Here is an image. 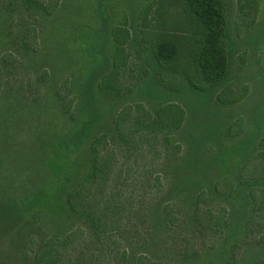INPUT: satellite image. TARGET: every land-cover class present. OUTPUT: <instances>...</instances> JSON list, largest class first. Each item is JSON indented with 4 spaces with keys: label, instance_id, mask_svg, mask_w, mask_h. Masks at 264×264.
<instances>
[{
    "label": "rangeland",
    "instance_id": "obj_1",
    "mask_svg": "<svg viewBox=\"0 0 264 264\" xmlns=\"http://www.w3.org/2000/svg\"><path fill=\"white\" fill-rule=\"evenodd\" d=\"M60 2L62 12L56 10L51 18L56 24L48 20L42 24L41 41L34 45V49L38 46L34 54L32 49L26 50V16L21 4L7 10L0 7V264H135L141 256L144 264L149 260L229 264L228 250L235 244L240 245L234 249L239 264H252L255 250L243 246V233L237 226L231 227L235 220L224 210L243 206L242 198L227 199L209 192L201 201L197 221L192 202L194 190L208 188L221 173V163L214 159L223 150L241 149L240 145L245 148L229 158L232 171L257 151L264 153V146H258L264 136V0H225L227 34L231 38L227 84L233 90H247L240 102L224 107L215 104L214 96L199 99L196 93H187L189 85L180 82L178 76L170 77L150 65L149 40L157 43L170 35H191L185 0ZM63 55L68 62L62 60ZM114 65L117 73H111ZM176 67L181 69V73L175 70L176 75H185L188 80L194 76L193 83H197L198 74L189 60ZM89 70L121 75L124 103L133 105L141 98L136 88H128L131 77L140 72L161 75L168 94L157 109L167 113L176 103L187 110V122L168 141L170 145L174 139L182 142L176 154L171 152L176 147L164 150L166 143L158 125L141 124L143 109L152 111L155 105L146 102L144 108L133 110V116L127 119L129 124L121 127L107 145L110 155L104 176L88 189L84 199V214L100 219L94 223L67 211L62 201L63 178L55 176L48 157L52 153L47 148V134L52 128L61 130V118L47 116L45 101L38 105L26 102V95L31 98L52 87L54 81L36 82L37 75H56L59 79L63 75H84ZM179 83L184 87L182 93H169V87H178ZM65 94L70 97L69 91ZM101 106L106 111L112 108L106 103ZM232 123H239L241 132L230 138L226 131ZM207 125L216 138L206 140L201 152L205 160L213 162L204 180L185 185L190 174L180 165L191 152L192 140L205 132ZM67 155L62 164L68 178L63 180L66 186H74L88 170L84 147ZM262 156L245 167L243 175L249 180L264 177ZM158 175L165 180L163 192L155 188ZM174 201L180 206L181 216L172 227L166 226L159 203ZM105 203L109 208H103ZM4 209L17 210L22 216L6 217ZM48 239L55 240L57 246L44 258ZM194 246L200 252L191 256Z\"/></svg>",
    "mask_w": 264,
    "mask_h": 264
},
{
    "label": "trees",
    "instance_id": "obj_2",
    "mask_svg": "<svg viewBox=\"0 0 264 264\" xmlns=\"http://www.w3.org/2000/svg\"><path fill=\"white\" fill-rule=\"evenodd\" d=\"M60 1L0 0V7H5L7 10L21 4L26 16V50L31 51L32 49V54H34V51L38 48L37 46L34 49V45L36 46L41 41L40 29L42 24L46 23L47 20L48 22L52 21L51 18L56 10H58L57 12H62ZM185 7L189 20L187 28L191 35H184V33H180L183 36L173 35V37L170 35L157 43H151L149 40L148 44L150 46H148L152 47L150 50V65L158 67L160 71H165L169 75L171 74L170 77L178 76L180 82H185L189 85V89L186 90L187 93H196L197 95H194L199 99H211L214 96L215 104L221 107L231 106L240 102L245 97L247 87L233 90L227 84L231 38L227 34L225 0H185ZM56 22L53 24H56ZM127 39L123 42L125 43ZM0 41H2L1 38ZM64 57L63 55L62 60L68 62L67 56L65 59ZM187 60H189V64H193L198 74L195 78L197 83H193L192 79L194 78L192 77L194 76L188 80L185 75L175 74L176 71L181 73L180 67H176V65ZM113 67L111 73H117L116 65ZM147 68L149 70L150 66H147ZM99 70L101 71V68ZM154 71H157V69ZM111 73L107 72V70L103 72H91L89 70L84 75H63L59 79L56 78V75H37L36 82L54 81L51 89H45L46 91L37 95L33 94L31 98L26 95V102L31 104L38 105L45 101L47 103V116L56 115L61 118L63 126L61 130L52 128V133L47 134L50 138L47 148L52 153L51 156H47L52 160L50 162L52 163L55 176L67 180L68 174L63 168V159H67V154L74 152L75 149L84 147L85 162L88 170L78 179L74 186H66L65 181L60 179L63 182L62 201L69 213L81 215L85 219H90L92 223L94 221L99 222L100 219L98 218L97 220L93 214H84L85 212L82 208L84 204H87L84 199L87 198L88 189L98 180L101 181L104 176L107 157L110 155L107 152V145L114 135L120 133L121 127L129 124L127 119L133 116V110L144 108L142 104L146 102L155 105L152 111L143 109L145 116L141 124L143 126H148L149 124L158 125L166 143V146L163 145L164 150L169 149L170 146H173L172 148L176 147V150L171 151L175 154L181 151L182 142H177V139H174L175 143L171 142L172 145H170L168 141L171 137L175 138L187 122V110L176 103H172L174 108L167 113L157 109V106L165 102L166 94H168L166 93L168 90L167 85L162 84L161 75H145L140 72L139 75L131 77L128 88L129 90L136 88L135 92L141 98L140 101L133 105L124 103L122 95L124 85L122 86L119 83L121 75H111ZM181 86L182 84L179 83L178 87H169V93L177 91L178 94H181L184 88ZM66 91L70 93L69 98L65 97ZM102 103L112 107L108 109L110 112L101 106ZM240 126L239 123H232L226 131V136L230 138L238 136L241 132ZM215 138L216 133L211 130V126H208L205 132H202L200 136L192 140L191 152L180 165L182 170L190 174L185 185L188 183L194 186V181L201 182L206 178V169L210 168L213 161L205 160L201 151L206 140ZM258 146H264V136L259 139ZM240 147L241 149L237 147L223 150L219 158L216 157L214 159V162L219 161L221 163V173L216 180L212 179L208 188L202 186L194 190L193 216L195 221H197L199 211L202 210L201 201L209 192H216L227 199L235 196L241 197L243 206L240 205L236 209L231 206L224 207V210L227 211L228 215L230 213L233 216V221L235 220V222L231 223V227L237 226L243 233V246L246 249L255 250V258L252 264H264V230H262L264 219V188L262 186L264 185V177L261 175L260 179L249 180L248 177L243 175L248 163L257 158L259 159L264 153L259 150L257 154L249 159H243V162L238 165V170L234 167L233 170H237L234 173L235 171L229 169V158L231 155L245 150L244 146L240 145ZM163 160L164 158L159 163L161 164ZM158 176L160 177L155 178V188H162L159 192H163L165 191V180L161 178V175ZM256 190L258 191L257 193L254 192ZM102 206L103 208H109L107 203ZM159 206L164 224L172 227L181 216L179 204L174 201L166 204L159 203ZM2 214L6 217L22 216L19 211L14 209H4ZM223 224L225 223L223 222ZM94 228H96V225H94ZM56 246L55 240L48 239L44 258L51 255ZM236 247L238 248L240 245L235 244L228 250L231 259L229 264H239L237 251L234 250ZM199 252V247L194 246L191 248V256L193 254L197 255ZM142 257L136 259L135 264H144L141 261ZM147 264L166 263L149 260Z\"/></svg>",
    "mask_w": 264,
    "mask_h": 264
}]
</instances>
